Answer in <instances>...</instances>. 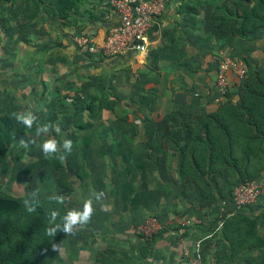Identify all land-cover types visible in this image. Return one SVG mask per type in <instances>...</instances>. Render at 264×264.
<instances>
[{"label": "rangeland", "instance_id": "374dc122", "mask_svg": "<svg viewBox=\"0 0 264 264\" xmlns=\"http://www.w3.org/2000/svg\"><path fill=\"white\" fill-rule=\"evenodd\" d=\"M72 1L62 16L56 0H0V116L9 118L17 130L6 145L5 164L0 163V196L24 197L33 190L41 199L63 195L65 203L56 204L63 217L68 210L80 209L96 190L106 194L102 203L109 209L102 211L101 203H95L87 226L75 235L58 231L49 236L50 253L34 255L30 264H141L145 255L160 252L162 261L157 264H184L182 246L191 245L182 234L215 225L218 232L228 227L230 235L235 228L247 226L239 216L254 217L255 231L262 235L264 23L246 37L263 39L258 45L261 57L242 56L247 65L244 77L235 78L210 110L192 116L171 108L159 114L160 105L170 99L162 91L168 85L156 64L170 56L164 46L159 51L158 46L149 49L148 45L141 66L114 64L118 70L112 72L103 62L106 56L89 54L72 39L73 34L87 33L90 23L100 24L107 5L104 0ZM210 1L209 13L202 16L220 38L234 27L233 15L254 0ZM195 4L181 8L190 7L187 18H194ZM187 18L184 22H189ZM178 33L180 38L183 34ZM72 49L75 54L69 60L63 51ZM77 53L94 60L82 63ZM181 63L176 60V67ZM54 97L61 103L57 108L50 105ZM28 107L41 124L58 128L49 135L60 143L65 138L73 141L65 161L45 159L37 145L19 146L21 138L36 136L35 127L27 129L12 117ZM133 123L141 134L135 139ZM182 126L184 140L178 139ZM142 127L148 131L142 134ZM46 138L37 137L38 143ZM249 179L258 182L259 195L252 204L236 208L234 188ZM151 217L156 218L157 229L145 228ZM186 218L190 223L179 233L175 220ZM45 222L49 227L48 219ZM105 225L126 231L120 237L124 239L106 245L101 232ZM157 231L160 234L149 237ZM140 232L142 241L136 235ZM162 248L173 250L170 263L163 261ZM210 251V257L203 255V264H264L260 247L247 248L229 259L215 247Z\"/></svg>", "mask_w": 264, "mask_h": 264}, {"label": "crops", "instance_id": "0c3cea01", "mask_svg": "<svg viewBox=\"0 0 264 264\" xmlns=\"http://www.w3.org/2000/svg\"><path fill=\"white\" fill-rule=\"evenodd\" d=\"M185 4H195L194 11L196 14L194 15V18H187L189 15L187 11H191V9H186L190 7H186L185 10L181 9L186 6ZM211 4L212 2L210 0L206 2L203 0H170L162 15L159 17L157 25L153 26L148 32L147 39L149 49L158 46L159 51H161V46H164L163 49L170 55L167 57L168 60L162 59L156 63L162 82L164 85H168V89L163 87L162 91L170 98L168 103L165 101L160 105V110L162 111L158 112L159 114H163L165 111H170L171 108H176L184 115L196 116L212 108L215 97L213 78L216 63L221 51L232 57L248 55L258 59L262 55L259 52L258 45L263 39L258 35L256 37L252 36V39H246L232 34L229 36H225L224 34L220 38H216L206 22L208 21L207 17L205 15L202 16L203 13H209ZM213 7L214 6H212V9ZM102 18L103 20L100 24L96 25L90 23L87 28V33H90L96 42L101 41L107 26L112 21V14L109 9L103 14ZM184 18L189 19V22H184ZM178 31H181L183 34L180 38L178 37ZM173 37L177 38L175 44L178 45V48L176 49L172 47L174 45ZM72 50L71 53L63 51V55L65 54L69 60L75 54L74 49ZM173 52L176 53L174 54ZM77 55L79 61L82 63L86 62L89 64L94 60L93 58L91 59L80 53H77ZM144 57V54L126 52L113 58H103V62H107L106 65L108 69L113 72L118 70V68H113L114 64L125 63V65L133 66L135 63L141 66ZM176 60L182 61L181 65L178 67L175 65ZM74 65H76V63ZM112 72L109 73V75L112 74ZM234 80L235 78L229 75L228 85L232 84V81ZM167 81H169L168 84ZM56 89L58 91L62 90L61 87H56ZM53 102L54 101H52L50 105H54L55 108H57L58 105H61V103H59L60 101H57L56 98L55 103ZM169 105L170 107H167ZM138 123L140 122L138 121ZM145 123L147 124L146 121ZM150 123L153 124V122ZM131 127L134 129L132 130L134 132L132 137L134 139L136 136L139 137L141 134L140 131L136 130V124L131 125ZM137 127L139 129L140 125L138 124ZM141 131L143 134L145 128L142 127ZM175 226L177 227V225ZM177 230L181 233L184 230V227L178 226ZM101 232L106 236L104 238L107 243L106 245L111 246L119 243L121 239H124L120 237H123V233H126V231L124 232V230L118 228H112L110 230L108 225H105ZM164 234L165 233H163L162 236ZM181 237L190 245L198 239L201 240L202 254L205 256L208 255L209 257L211 255L209 252H211L210 250L212 248L215 247L216 249H219V253H222L225 247L224 241L218 237V228L216 226L212 229H206L204 226H199L196 229H190L188 235L182 234ZM116 238H118V242H115ZM137 238L142 241L141 237ZM163 250V261L167 260V263H170L173 250L168 251V249L162 248L161 251ZM161 253L162 252L159 254H147L140 263L148 264L150 261H154L156 264L160 263L162 261L160 259Z\"/></svg>", "mask_w": 264, "mask_h": 264}, {"label": "trees", "instance_id": "16d2710c", "mask_svg": "<svg viewBox=\"0 0 264 264\" xmlns=\"http://www.w3.org/2000/svg\"><path fill=\"white\" fill-rule=\"evenodd\" d=\"M56 1L62 16L67 13L73 3L72 0ZM203 1L206 2V0ZM232 19L235 25L225 32V36L235 34L246 38L248 34L254 33L260 24L264 23V0H254L240 14H234ZM239 99L240 97L237 96V100ZM147 131L148 128L146 127L145 132ZM178 131V139L184 140L186 138V128L182 126ZM181 131L183 132L181 133ZM13 133L15 137L17 130L10 119L0 116L1 164H5L6 145L12 143ZM22 198L0 196V264H30L34 259V255L41 256L42 253L46 255L50 253L49 236L46 233L47 225L45 221L48 219L51 210H57L56 203L39 198L40 206L36 212L29 214L22 207ZM60 218H62L61 213L57 222H60ZM239 219L247 222L245 228H235L234 233L228 235L229 228L225 226L218 232V235L221 234L219 238H222L225 244L222 255L223 257L227 256L228 259L250 247L264 249V233L262 235L256 233L254 217L239 216ZM158 234H160V231L151 234L149 237L153 238ZM136 235L141 238L144 236L141 232ZM200 247L202 253L201 241ZM43 263L41 261V264Z\"/></svg>", "mask_w": 264, "mask_h": 264}, {"label": "built area", "instance_id": "2783aa9c", "mask_svg": "<svg viewBox=\"0 0 264 264\" xmlns=\"http://www.w3.org/2000/svg\"><path fill=\"white\" fill-rule=\"evenodd\" d=\"M170 0H104L112 14V21L107 26L100 42H96L90 33L72 36L77 47L89 54H101L113 58L126 52L145 54L148 46V32L158 23L159 17ZM246 64L242 56L232 57L221 51L214 72V101L221 100L227 90L229 75L242 78ZM259 195V184L249 179L239 183L233 191L234 205L239 208L250 205ZM189 219L175 220V225L186 227ZM158 228L156 218L146 221L145 228ZM144 231V230H143ZM200 241L190 247L182 246L184 264H203Z\"/></svg>", "mask_w": 264, "mask_h": 264}, {"label": "clouds", "instance_id": "9594fccd", "mask_svg": "<svg viewBox=\"0 0 264 264\" xmlns=\"http://www.w3.org/2000/svg\"><path fill=\"white\" fill-rule=\"evenodd\" d=\"M51 101V97L48 98ZM12 117L18 124L23 125L27 129L35 127L36 136H28L27 138H21L19 140V146L24 149H28L30 145H37L45 159L55 158L60 161L66 160V153H71L73 150V141L65 138L60 143L56 138L49 135L53 130L58 131V128L50 124H41L36 113L31 107L25 108L22 111L13 112ZM14 137V133L12 134ZM46 136L42 142L38 143L37 137ZM103 191L92 190L88 197L84 200L83 205L80 209L68 210L60 222L58 217L60 213L58 210H51L48 215L49 227L46 228L48 236L53 237L59 231L64 235H75L77 230H80L87 226L95 213L94 204L101 203V210L108 211L109 209L103 205L102 201L105 198ZM50 202H55L58 205L65 203V197L63 195L52 194L48 197ZM22 207L26 213H34L40 206V200L38 192L33 190L32 192L26 193L21 200ZM55 248L56 246L53 245Z\"/></svg>", "mask_w": 264, "mask_h": 264}]
</instances>
